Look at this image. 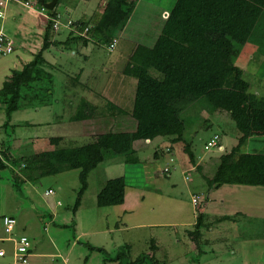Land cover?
Masks as SVG:
<instances>
[{"label":"rangeland","instance_id":"374dc122","mask_svg":"<svg viewBox=\"0 0 264 264\" xmlns=\"http://www.w3.org/2000/svg\"><path fill=\"white\" fill-rule=\"evenodd\" d=\"M35 1L29 0L33 8L36 7L33 5ZM106 1L59 0L54 9L64 13L65 8H69L72 10L70 17L74 19L83 17L84 14L87 18L93 15L98 17L96 14ZM170 2L171 0H139L123 31L113 36L119 50L109 51L107 42H98V46L94 47V61L101 70L100 83L112 80L123 68L125 53L121 52L128 50L127 46L135 42L141 43L146 37H151V41L156 39L158 28L162 27L169 15V12L162 15L161 7ZM13 6V2H8L5 14L0 18V27L5 34L11 35L13 28L19 23L26 28L39 25L26 6ZM15 10L18 12L11 15ZM39 30L40 28H34V32ZM18 32L23 33L21 30ZM252 36L255 41L245 45L236 65L242 69L243 79L250 85L249 91L264 95V65L260 67L264 59V14ZM29 38L35 40L34 35ZM262 49L263 53H260L258 50ZM13 56H16V52L4 56L0 54L2 65H8L1 69L12 67L10 59ZM53 75V96L49 101L54 102L46 106L43 104L40 94L43 84L39 83L41 89L36 86L31 90L28 102L22 100L24 106L12 113L7 128L10 137L5 136L3 129L0 131V145L8 140L10 149L17 158L48 150V142L54 137L62 138L60 145L74 147L94 139L91 134L93 131L98 134L130 133L134 128L133 120L126 114L117 112L114 103L102 102L99 98H93V106L91 105L96 110L93 112L96 115H90L94 117V121L89 124L72 122L70 119L76 115V107H79L78 114L85 113L83 104L77 100L70 102L65 94L68 88L63 85L64 76L54 70ZM78 90L82 95L81 89ZM87 105L89 108L90 104ZM2 114L0 121L4 122L6 117ZM182 117L185 120L183 139L190 143V150L201 162L202 172H190L184 142L172 145V155L166 152L171 144L168 138H156L148 143L139 142L138 163L125 164L122 156L105 154L104 161L88 174L87 188L76 211H73V206L80 187L79 170L47 176L34 183L25 181L20 185L19 191H15L12 182L8 181L10 172H2L0 213L14 217L16 233L31 239L32 256L39 255L42 245L46 246L47 254L55 255L38 259L33 257L34 264H117L104 261V257L106 254L113 257L126 244L129 246L131 260L150 253L154 255L157 264H264V187L221 186L217 191L212 189L213 198L207 201L214 203L209 205V209H225L215 199L217 195H226L230 202L239 205L240 214H232L230 217V225L234 229L230 233H208L203 227L196 239L194 235L193 238L188 236V231L194 230V217L200 213V204L208 193V184L203 175L211 174L219 157L237 145L239 132L228 113L210 112L203 105L187 107L182 112ZM118 120L119 127H116L114 122ZM215 135L219 137L218 145L205 149L207 142ZM261 151L264 152L262 136L251 137L241 146V152ZM155 153L159 154L156 158ZM165 168L169 170L168 173L164 172ZM15 170L18 175L24 176L23 165L18 164ZM119 176L125 178V200L127 208L135 210L134 215L123 216L121 207L101 208L96 205V194L105 181ZM192 197L199 198L195 204ZM44 214L52 215L49 217L52 220H44ZM137 219L140 220L134 222L139 223V226H132L133 220ZM159 223L166 226H159ZM204 223L208 224L207 219ZM221 237H226V243L220 244ZM153 245L157 246L156 249L152 248ZM90 246L103 248L106 253L91 251ZM10 257L0 258V264H12Z\"/></svg>","mask_w":264,"mask_h":264},{"label":"trees","instance_id":"16d2710c","mask_svg":"<svg viewBox=\"0 0 264 264\" xmlns=\"http://www.w3.org/2000/svg\"><path fill=\"white\" fill-rule=\"evenodd\" d=\"M137 1L107 0L96 21L78 23L80 30L87 27L86 34L97 42L109 44L127 24ZM46 12L50 17L56 16L55 9ZM263 14L264 0H175L155 44L136 46L123 70L124 75L136 81L133 105L129 114L115 109L134 120L135 130L106 132L90 143L74 147L60 145V137L51 138V149L20 158L12 153L9 141H3L0 179L2 172H10L8 181L19 191L25 181L34 183L47 176L79 170L80 187L73 206L76 211L87 188L88 174L104 161L106 153L122 156L125 164H135L139 162L133 148L135 142L168 138L170 147L186 143L182 112L189 106L203 105L210 112L228 113L239 132L237 145L219 157L212 176L207 179L209 189L223 185L264 187V153L241 152V146L252 135V111L264 110V95L249 91L250 85L236 65L245 45L255 41L252 34ZM46 29L47 32L52 30L50 21ZM46 40L45 36V44ZM45 44L43 49H46ZM258 51L263 53V49ZM41 53L22 71H14L0 89V104L6 117L2 127L7 138L10 137L7 128L12 113L24 106L22 100L28 102L36 86L38 64L43 60ZM262 65L264 59L260 67ZM85 115L79 114L76 120L86 119ZM184 151L193 165L196 157L190 150V143L185 144ZM18 164L23 165L24 176L16 173ZM126 188L123 176L106 180L96 194V205L101 208L122 205ZM49 217L52 215L44 214V220L51 221ZM90 249L106 253L103 248L90 246ZM104 261L157 264L148 254L131 260L128 246L120 247L113 257L106 254Z\"/></svg>","mask_w":264,"mask_h":264},{"label":"crops","instance_id":"0c3cea01","mask_svg":"<svg viewBox=\"0 0 264 264\" xmlns=\"http://www.w3.org/2000/svg\"><path fill=\"white\" fill-rule=\"evenodd\" d=\"M27 1L29 2V0H22V2H15V1H11V2L14 3V6L20 5L23 7V5L25 6L24 2H27ZM40 1L36 0L33 4V5H36L35 7L36 10L35 8L32 7V5H30V2H29V5L26 6L34 15V19L38 20L39 25L38 26L34 25L33 27L40 28L39 31L34 32L33 27L26 28L24 27L23 24L19 23L15 28H13L12 30L13 33L11 35H8V34H5L4 31L2 30V27H0V31H2L3 34L6 36V38H8L13 43V47H14L13 52H11L10 54H2V53L0 54L4 56V55H11L12 53L16 52V56L15 57L13 56L10 59L12 62V67H6L4 69H1L3 68L2 66L6 65V63L2 65V63L0 62V89L2 88L3 83L12 75L14 71H22L23 68L26 65L30 64L31 62H33L36 58V55L42 51L41 56L43 60H41V62L39 61V64H38L39 71L37 74L39 78L35 82V85L39 87L38 85L39 83L43 84L42 86L43 90L40 92V94H41L42 99L46 102L45 106L54 102L53 100L49 101L50 98H52L53 96V83H54V78H55L53 75V70H54L55 73L59 71L60 74L64 76L65 80H62V81H63V85L68 88V91L65 94L67 97H69L70 102L73 103L75 100H77V102L83 104V108L85 110V113L83 114H86L85 115L86 119L76 120L77 117L79 116L78 114L79 107H76L75 108L76 115L73 116V119H70V120H73L72 122H86L89 124V122H91L92 120L94 121L93 119L94 117L93 118L91 117L93 116V114L96 115L95 113H93L96 111L92 107L93 106L92 101H94L93 98H99V100H101L102 102H108V103L112 102L116 105L117 108L122 109V110L125 109L129 114V112L132 109V105H133L136 81L135 79H132L131 77L129 78V76L124 75L123 70L128 62L130 55L134 52L136 46L143 45L147 47H152L155 44L156 40L158 39V36L160 35L162 27L158 28L159 31H157L158 32L157 37L156 39H154V41H151V37L148 39L146 37V38H143V41L141 43L135 42L134 44L127 46L126 48H128V50L126 49L125 52H121V53H125L123 54L124 55L123 56V59H124L123 68L117 73L116 77L113 78L112 80L107 79L106 81H104V83L103 82L100 83L101 77L99 76L101 75V72H100L101 70H99V68L96 67V64L94 61V52H95L94 47L98 46V42L94 40L93 37H90L88 34H86L87 31L85 32V28L87 27H85L82 31L80 30V27L78 24L79 22H87V21H94V20L96 21L98 17L93 15L87 18L88 16L84 14L83 17L80 16L74 19L70 17V15L72 14V10L69 8L68 9L65 8L64 13L55 11L56 15L61 16V20L63 21L62 26H60L58 30H54L52 28V30H49L47 32V29H46L47 23L48 21H50L52 24V21H51L50 15L46 12V10H42V5L40 4ZM49 1L50 0L48 1L46 0L44 2H49ZM173 2L174 1L171 0L169 4L165 6L162 5L161 10H160L162 15L163 13L166 14L167 12H170ZM6 6L7 4L5 5V7L3 6V8H0V11H1L0 18L4 16L5 11H6ZM102 10L103 8L101 10H98L99 13H97L96 15L97 16L100 15ZM16 12H18V10H15V12H12L11 15ZM67 21H71L72 24L70 26H65L64 24ZM18 30H21V32L23 31V33H19ZM26 31L27 33H29L28 37H27ZM31 34L34 35L35 37V40H33L34 42L29 38L30 36H32ZM45 36L47 38L46 40L47 46H46V49H43L44 44H45L44 42ZM100 42H103V41H100ZM116 48H117V41L113 49L115 51L119 50L118 48L117 49ZM108 74L109 72L106 75L107 77H108ZM39 88L41 89V87ZM79 88L81 89L82 95L79 93L80 92L78 90ZM95 88L97 89V91ZM83 89L86 90V93L84 92ZM88 103L90 104L89 108L87 105ZM1 113L4 114L3 106L0 104V114ZM128 118L130 120L132 119L130 116ZM132 122L134 123V128L131 129L130 132L135 130L134 120ZM4 123L5 121L0 123V131H2L3 129L2 125ZM115 123H116V127H119L117 124L120 123V120H118L117 122H114V124ZM125 125H126V122L124 126ZM129 125H130V122H129ZM91 127L93 126H90V128ZM251 127H252L251 137H254V138L260 137V136L264 137V110H253L252 111ZM5 131L6 130L3 129V133L6 136ZM91 134L94 135L93 138L95 139L97 135L103 134V133L98 134V133H94L93 131ZM94 139L90 140L88 143L94 141ZM139 142L140 141L135 142L133 144V148L136 151L138 150L137 155L139 153V149L137 146ZM48 143H49V147H48V150H49L52 148V146L50 145V142ZM146 143H148V141H146ZM171 147L173 148V146ZM171 147L169 146L166 149L167 150L166 152L169 155H172ZM260 153H264V152L261 151ZM158 156H159L158 153L154 154L155 158ZM169 160L172 161V158H170ZM122 162L124 161L122 160ZM188 165H190V172L191 171H197V172L203 171L202 164L197 158L193 165L190 162L188 163ZM212 174L213 172L206 176L203 175V178L206 179L207 181V179L210 178ZM223 186L234 187V186H241V185H223ZM248 187H252V186H248ZM217 189H214V190L217 191ZM211 190L212 189H209V187H207L208 193L205 197H203L204 200L200 204L201 205L199 209L200 213L198 214V216L194 217L196 219L193 225L194 230L193 232L188 231V236L190 238L191 237L193 238V235H194L196 239L199 236L201 228L203 227L206 228L208 233L212 231H215L218 233L220 232L230 233V230L232 231L234 229L232 225H230V217L232 216V214L233 216H238L240 214V211H239L240 207H238L239 205H237L235 202H230L226 198V195H221V196L217 195L215 196V199L219 202V204L223 205L225 209L224 210L223 209L222 210L209 209V205L214 203V202L207 201L209 198L210 199L213 198V195H211ZM193 196H196V195H193ZM115 207H121L120 209H122L121 211H122L123 216H125L126 214L134 215L136 213L135 210L132 211V209L130 210L127 208L126 200H124V203L122 205L115 206ZM118 217H120V214ZM206 219L208 221V224L204 223ZM138 220L140 219L133 220L132 226L134 227L139 226V223L134 222ZM29 223L30 221L28 222V224ZM158 225L166 226L164 223H159ZM28 229L31 230L30 227ZM200 237H201V234H200ZM226 237L219 238L220 244H222L223 242L226 243L225 241ZM191 240H194V239H191ZM243 242H246V240H243ZM127 245L128 244H126L125 246ZM5 247L7 248L5 257L11 256L10 258L12 260V254H11L12 249L10 245L6 244ZM156 247H157L156 245H153L152 248L156 249ZM40 251H43L44 253ZM46 252H47L46 246L42 245L41 249L39 248V255L33 254V256L30 258L31 263L34 264V262L32 261L33 257L38 259V258H43V257L55 256V255L47 254ZM148 255L149 257L150 256L154 257V255L150 253H148ZM232 255H235V252H232Z\"/></svg>","mask_w":264,"mask_h":264},{"label":"built area","instance_id":"2783aa9c","mask_svg":"<svg viewBox=\"0 0 264 264\" xmlns=\"http://www.w3.org/2000/svg\"><path fill=\"white\" fill-rule=\"evenodd\" d=\"M22 2V0H0V8L5 7L8 2ZM25 6L29 5V2H24ZM42 10L44 8L42 7ZM1 13V11H0ZM52 28L54 30H58L60 26H62V20L60 15H56L55 17H51ZM71 21L65 22V26H70ZM88 29L85 28V32ZM116 44V40L113 39L110 44H108V49L112 50ZM14 47L13 43L6 38L2 31H0V53L2 54H10L13 52ZM219 143V137L214 136L211 138L207 144L205 145V149H209L211 147L217 146ZM164 172H168V169L165 168ZM48 193V192H47ZM198 197L193 198L192 202L195 204L198 201ZM16 233V220L8 215L0 213V258L5 257L6 255V247L5 245H10L12 249V264H32V243L31 239L24 234H15Z\"/></svg>","mask_w":264,"mask_h":264},{"label":"water","instance_id":"95a60500","mask_svg":"<svg viewBox=\"0 0 264 264\" xmlns=\"http://www.w3.org/2000/svg\"><path fill=\"white\" fill-rule=\"evenodd\" d=\"M58 0H50L49 2L40 1V4L45 10H53L54 6L56 5Z\"/></svg>","mask_w":264,"mask_h":264},{"label":"clouds","instance_id":"9594fccd","mask_svg":"<svg viewBox=\"0 0 264 264\" xmlns=\"http://www.w3.org/2000/svg\"><path fill=\"white\" fill-rule=\"evenodd\" d=\"M45 10V9H44Z\"/></svg>","mask_w":264,"mask_h":264}]
</instances>
